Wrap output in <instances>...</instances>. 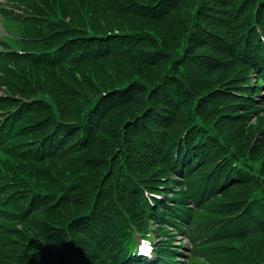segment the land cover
I'll return each mask as SVG.
<instances>
[{
  "label": "trees",
  "instance_id": "obj_1",
  "mask_svg": "<svg viewBox=\"0 0 264 264\" xmlns=\"http://www.w3.org/2000/svg\"><path fill=\"white\" fill-rule=\"evenodd\" d=\"M4 2L0 264H264V0Z\"/></svg>",
  "mask_w": 264,
  "mask_h": 264
},
{
  "label": "rangeland",
  "instance_id": "obj_2",
  "mask_svg": "<svg viewBox=\"0 0 264 264\" xmlns=\"http://www.w3.org/2000/svg\"><path fill=\"white\" fill-rule=\"evenodd\" d=\"M0 3L2 6L6 7V8H10V10L13 12L15 10L16 11L19 10V8H16L15 6L9 7V4H11V3L8 4L7 2H4V0H1ZM18 28L19 27L14 23V21L10 17H4V16L2 17L0 14V38H3L4 40H6L7 43L11 46L14 45L13 38L19 34ZM1 73L2 74L4 73L2 68H0V74ZM0 85L3 86L0 88V95H1L4 92V90L7 91V88L5 85H2V84H0ZM262 93H264V87H263ZM260 115L256 119L252 118L251 121L246 124L245 130L246 129L248 130L250 127L253 128V126H257L259 120L264 117V115L263 116H260ZM260 125H261V128H263L264 121H262L260 123ZM5 158H7V159H5ZM2 160H6L7 162H10V163L13 161V160H11V158L5 157L2 153H0V162H2ZM17 164L20 165V161L19 162L17 160L14 161V166ZM156 238L157 237L155 236V234H153L152 239L154 240ZM137 240H139L138 241L139 246L142 243L145 245H146V243H149L145 239H141V237H138ZM173 244H174L173 246H175L177 248H179V246H181V248H180L181 253L177 254V258L180 260L179 264H188L186 262H189V260H191V254H192V245H191L190 239L185 234L177 232V234L175 235V239L173 240ZM151 255H152V253H151ZM201 263H202L201 258H196L193 262V264H201Z\"/></svg>",
  "mask_w": 264,
  "mask_h": 264
},
{
  "label": "clouds",
  "instance_id": "obj_3",
  "mask_svg": "<svg viewBox=\"0 0 264 264\" xmlns=\"http://www.w3.org/2000/svg\"><path fill=\"white\" fill-rule=\"evenodd\" d=\"M134 254L137 256H143L146 259H151V245L149 244L146 247L145 244L142 243Z\"/></svg>",
  "mask_w": 264,
  "mask_h": 264
}]
</instances>
